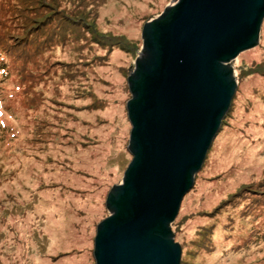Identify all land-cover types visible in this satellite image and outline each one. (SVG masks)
<instances>
[{"label":"rangeland","instance_id":"obj_1","mask_svg":"<svg viewBox=\"0 0 264 264\" xmlns=\"http://www.w3.org/2000/svg\"><path fill=\"white\" fill-rule=\"evenodd\" d=\"M175 1L39 0L78 29L0 76V264H95L106 197L132 160L127 79L143 27ZM21 2L0 0V37L19 32ZM230 65L231 109L171 226L180 264H264V207L241 201L213 220L228 196L264 177V20L258 44Z\"/></svg>","mask_w":264,"mask_h":264},{"label":"water","instance_id":"obj_2","mask_svg":"<svg viewBox=\"0 0 264 264\" xmlns=\"http://www.w3.org/2000/svg\"><path fill=\"white\" fill-rule=\"evenodd\" d=\"M263 20L264 0H176L143 27L127 79L132 160L106 197L95 264H180L171 224L229 110L230 64Z\"/></svg>","mask_w":264,"mask_h":264},{"label":"trees","instance_id":"obj_3","mask_svg":"<svg viewBox=\"0 0 264 264\" xmlns=\"http://www.w3.org/2000/svg\"><path fill=\"white\" fill-rule=\"evenodd\" d=\"M42 3H39V0L37 2L36 0H23L20 3L21 9H18V12L15 9V23L20 26L19 32H12V34L3 32V36L0 37V76L1 73L8 72L18 62L22 69L26 68L28 61L30 62L36 55H41L42 52L49 49L50 42L62 43L66 42L70 35L74 37L72 31L78 29V25L74 22L65 21L64 17H61L63 13L57 12L58 7L55 5L46 6L45 4L41 5ZM7 61H9V64H7ZM7 66L9 68H6ZM253 72L259 71L254 70ZM239 76H236L237 79H239ZM241 201L247 202L243 205L246 211L254 203V209L264 207V177L255 183L239 187L233 194L228 196L224 203L222 202L219 207L214 208L213 212H216V216L213 220L221 217L229 207H235ZM221 205L225 206L221 209ZM245 212L239 209L238 215L241 217L248 216ZM212 233V230L211 232L208 230L207 234L201 235L204 238V250L209 249V245H211Z\"/></svg>","mask_w":264,"mask_h":264},{"label":"bare ground","instance_id":"obj_4","mask_svg":"<svg viewBox=\"0 0 264 264\" xmlns=\"http://www.w3.org/2000/svg\"><path fill=\"white\" fill-rule=\"evenodd\" d=\"M131 126V125H130ZM130 135V134H129ZM128 151V150H127ZM129 153V152H128ZM130 154V153H129ZM132 157V156H131ZM47 229H51V226H47ZM53 231V230H51Z\"/></svg>","mask_w":264,"mask_h":264}]
</instances>
